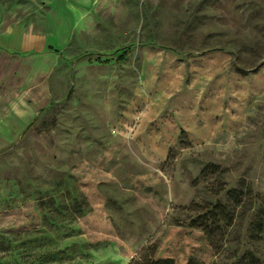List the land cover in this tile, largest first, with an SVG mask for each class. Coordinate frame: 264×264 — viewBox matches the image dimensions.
I'll return each instance as SVG.
<instances>
[{
    "label": "rangeland",
    "instance_id": "obj_1",
    "mask_svg": "<svg viewBox=\"0 0 264 264\" xmlns=\"http://www.w3.org/2000/svg\"><path fill=\"white\" fill-rule=\"evenodd\" d=\"M239 187L214 264H264V0H0V264H129Z\"/></svg>",
    "mask_w": 264,
    "mask_h": 264
},
{
    "label": "trees",
    "instance_id": "obj_2",
    "mask_svg": "<svg viewBox=\"0 0 264 264\" xmlns=\"http://www.w3.org/2000/svg\"><path fill=\"white\" fill-rule=\"evenodd\" d=\"M142 183L137 180L134 185ZM246 194L247 190L241 187L226 190L227 204L217 202L206 207V211L170 231L162 241L146 243L129 264H214L213 255L220 251L226 230L234 225ZM251 199L255 206L247 211L248 231L264 240V197L255 195Z\"/></svg>",
    "mask_w": 264,
    "mask_h": 264
}]
</instances>
